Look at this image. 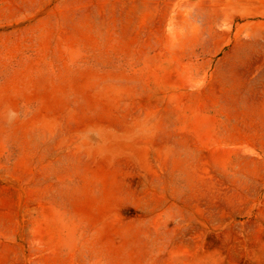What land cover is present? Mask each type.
Returning a JSON list of instances; mask_svg holds the SVG:
<instances>
[{"label": "rangeland", "instance_id": "1", "mask_svg": "<svg viewBox=\"0 0 264 264\" xmlns=\"http://www.w3.org/2000/svg\"><path fill=\"white\" fill-rule=\"evenodd\" d=\"M0 264H264V0H0Z\"/></svg>", "mask_w": 264, "mask_h": 264}, {"label": "crops", "instance_id": "2", "mask_svg": "<svg viewBox=\"0 0 264 264\" xmlns=\"http://www.w3.org/2000/svg\"><path fill=\"white\" fill-rule=\"evenodd\" d=\"M238 79H239V80H242V81L245 80V78H244L243 76H239ZM255 88H257V87H254V89H252V92H253V93H256V91H257V89H255Z\"/></svg>", "mask_w": 264, "mask_h": 264}]
</instances>
